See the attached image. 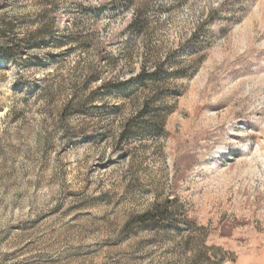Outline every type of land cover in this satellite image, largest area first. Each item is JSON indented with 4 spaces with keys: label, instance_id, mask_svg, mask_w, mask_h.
<instances>
[{
    "label": "rangeland",
    "instance_id": "374dc122",
    "mask_svg": "<svg viewBox=\"0 0 264 264\" xmlns=\"http://www.w3.org/2000/svg\"><path fill=\"white\" fill-rule=\"evenodd\" d=\"M0 264H264V0H0Z\"/></svg>",
    "mask_w": 264,
    "mask_h": 264
},
{
    "label": "trees",
    "instance_id": "16d2710c",
    "mask_svg": "<svg viewBox=\"0 0 264 264\" xmlns=\"http://www.w3.org/2000/svg\"><path fill=\"white\" fill-rule=\"evenodd\" d=\"M50 32L45 27L37 29L35 32L31 33L30 38L31 40L38 41L39 43H44L45 39L49 38ZM7 60V59H5ZM142 75H139L140 78ZM167 211V204L162 206H156L154 209L141 217H139L138 221L143 225L146 226L151 222H155L158 220H163L165 218V213Z\"/></svg>",
    "mask_w": 264,
    "mask_h": 264
}]
</instances>
